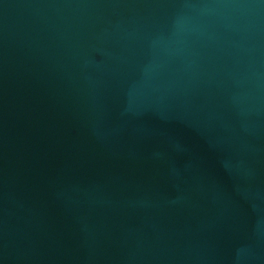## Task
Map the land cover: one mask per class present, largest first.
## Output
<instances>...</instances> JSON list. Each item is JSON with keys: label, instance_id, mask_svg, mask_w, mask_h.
I'll list each match as a JSON object with an SVG mask.
<instances>
[{"label": "water", "instance_id": "obj_1", "mask_svg": "<svg viewBox=\"0 0 264 264\" xmlns=\"http://www.w3.org/2000/svg\"><path fill=\"white\" fill-rule=\"evenodd\" d=\"M0 264H264V0H0Z\"/></svg>", "mask_w": 264, "mask_h": 264}]
</instances>
